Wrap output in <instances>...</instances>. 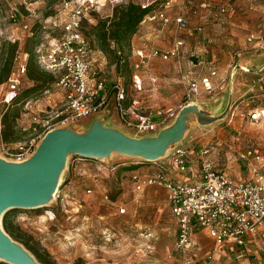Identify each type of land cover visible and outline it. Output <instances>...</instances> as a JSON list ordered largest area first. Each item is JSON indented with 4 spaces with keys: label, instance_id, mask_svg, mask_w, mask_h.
Instances as JSON below:
<instances>
[{
    "label": "rangeland",
    "instance_id": "obj_1",
    "mask_svg": "<svg viewBox=\"0 0 264 264\" xmlns=\"http://www.w3.org/2000/svg\"><path fill=\"white\" fill-rule=\"evenodd\" d=\"M59 1L0 0V31H3V34H0L1 75L5 73L6 63L13 54L12 45L6 36H20L21 45L27 49L32 48L36 40L42 39V42L47 44L58 37L53 31L46 30L50 25L53 26L60 21L61 13L46 16L55 9ZM162 1L164 0H158L154 4L158 7ZM198 1L200 0H185L184 3L180 1L186 5L188 24L179 28L171 23L164 27L154 40L155 45L162 47L170 45L169 34L184 41L181 51L183 59L175 62L161 58L152 59L151 67L156 73L158 83L156 81L148 90L138 94L141 97L143 94L145 97L149 96L150 101L143 104L154 113L160 111L157 113L160 116L157 120L160 122L162 119L174 117L180 108L187 104L185 96L187 83L184 84L183 78L179 76V69L188 68L189 61L194 63L198 59L213 58L216 67L217 61H221L223 57L236 59L238 50L241 49L239 46L243 45L239 36L243 35L242 38L249 42L246 37L250 30L257 31L264 38V8L255 4V1L218 0L226 5L224 11H219L217 4L212 9L199 10L201 8ZM99 3V7L94 11L99 16L109 15L112 11L109 0H99ZM178 3L176 2L174 6L177 7ZM27 6L31 9L30 14ZM13 7L17 8L20 22L28 24L27 28L10 21L8 15ZM200 20L204 21L201 32L196 29ZM157 28H160L157 23L139 24L129 43L122 46L121 51L126 62L119 64V70L115 67L117 55L109 42L102 44L99 35L97 33L93 35L94 44L105 57V62L100 63L101 59L95 55L96 60H92L93 68L100 70L97 75L104 78L107 89L118 80L130 90V76L136 74L135 76L141 78L139 75L141 71L136 70L132 73L128 60L133 58V47L152 45V37ZM251 50L256 54L260 52L258 48ZM202 62L198 67L199 72H193L195 77L201 76L200 71L203 72L205 65L201 66ZM29 66L38 68L34 58H30ZM235 76L236 74L233 78ZM226 77L225 75V79ZM238 77L241 76L238 74ZM29 84L31 80H28V77L26 79L25 75L23 89ZM4 87L5 82L0 85V99ZM129 92L131 93V90ZM206 94L208 95L206 98L210 97L212 102H216V99H213L215 98L213 91L210 90L193 96L191 100L199 99L196 104L213 114L221 113L228 103L223 106L224 101L216 102L215 105L208 101H200ZM61 95L62 91L50 87L48 91H44L43 88L37 89L8 106L0 101V141H2L1 115L7 107L9 121L18 134L17 139L7 142H14L30 133V129H23L31 124L29 117L23 113L25 98L36 100L37 109H50L61 103V100L52 102ZM243 98L231 100L226 113L220 118L206 122H199L196 117L192 119L178 145L187 150L193 149L195 153L203 147H208L210 157L212 154L219 157L224 152L227 160L241 163L239 153L247 145L252 142L264 143V127L252 123L247 113L264 99V94L258 89L252 94L244 95ZM219 104H222L221 107ZM232 110L233 113H230ZM89 123L86 116L54 125L52 128L67 127L81 136L90 134L83 130ZM131 130L134 129H128L126 133L136 137L152 134L149 131ZM0 158L14 161L3 156L1 152ZM133 159L143 160L144 157L117 151L99 157L67 153L65 162L56 174L54 187L44 198L34 201L31 206H15L17 211L11 214L13 222L19 225L29 238L31 237L38 251L51 264H154L153 262L163 259L166 251L163 243H171L170 255L173 258L178 257L173 249L176 220L165 195L154 186L141 190L134 188L129 174L131 169L124 168L128 166L125 162ZM241 168L247 175L248 169ZM120 207H124L123 212L119 211ZM9 208L11 207L2 211L0 224L2 214ZM3 262L5 260L0 259V264Z\"/></svg>",
    "mask_w": 264,
    "mask_h": 264
},
{
    "label": "built area",
    "instance_id": "obj_2",
    "mask_svg": "<svg viewBox=\"0 0 264 264\" xmlns=\"http://www.w3.org/2000/svg\"><path fill=\"white\" fill-rule=\"evenodd\" d=\"M125 0H109L111 6ZM264 3V0H262ZM149 3V2H146ZM171 0H164L163 7L155 9L144 19L158 21L162 24L175 22L182 24L186 18L181 14H172L165 10ZM99 0H62L61 19L57 23L61 26L58 37L47 44L41 42L35 49L36 62L39 68L52 74L51 87L63 90L61 103L50 109H37L36 100L27 99L24 103V114L30 119V133L14 142L0 141V152L6 158L21 161L30 156L43 135L54 125L68 123L80 117L97 113L109 102L113 96L114 106L119 119L127 127L137 131L155 130L161 122L154 118V112L146 109L143 105L132 101L127 106L126 89L124 85L116 80L107 89L104 78L97 76L92 70L89 62L91 43L89 38L82 32L83 19L89 18L91 11L99 7ZM216 4L208 2V9ZM28 14L30 8L27 6ZM219 11H224V6H218ZM9 19L14 24H20L27 28L26 22H20L17 8L13 7L9 12ZM143 19V20H144ZM204 21L200 20L197 25L202 30ZM3 34V31H0ZM10 42H17L13 53V68L6 79L5 87L0 101L7 105L19 93L23 84L27 65L28 53L21 47L20 36H6ZM250 40L251 37H248ZM109 45L118 56V61H126L122 51L115 45L114 40L109 39ZM183 41L176 39L172 46L162 50L152 47L149 52L143 48H136L135 58L132 60L134 69L141 68L148 57L158 56L168 60L179 55ZM211 73H215L214 70ZM136 75V74H135ZM134 75L133 87L142 89L141 78ZM95 77L93 82L91 78ZM224 78H222L223 80ZM264 84V71L259 77ZM151 82L156 78L150 76ZM185 90L186 103L193 96L200 94L202 87L211 89V83L207 76H189ZM46 89L45 91H48ZM252 121L264 118V104L254 108L249 113ZM210 149L203 147L196 151L200 158V178L195 181L172 180L163 169L149 174L134 172L130 174L132 184L136 190L143 189L146 185L156 184L166 189V197L170 210L177 224L174 251L182 258L184 264H205L204 259L196 258L191 253L192 235L197 227L206 230L215 244H223L232 240L239 249L229 248V255L238 260L243 255L242 247L252 240L248 237L257 238L256 251L264 256V170L259 164L261 158L260 146L256 143L248 145L240 157L245 160L250 175L245 178H234L221 169L215 167L211 157ZM171 162L184 171L188 168V150L182 146H174L171 152ZM119 211L123 212L124 207ZM7 262V261H6ZM10 263V262H8ZM7 264V263H2ZM12 264V263H10Z\"/></svg>",
    "mask_w": 264,
    "mask_h": 264
},
{
    "label": "crops",
    "instance_id": "obj_3",
    "mask_svg": "<svg viewBox=\"0 0 264 264\" xmlns=\"http://www.w3.org/2000/svg\"><path fill=\"white\" fill-rule=\"evenodd\" d=\"M157 1L158 0H146V2H157ZM174 1H176L177 3L179 2L178 3L179 5L177 7L174 6V4L176 3ZM180 1L183 2L185 0H180ZM180 1L179 0L178 1L177 0H171L170 5L164 7L167 12L175 14V15L181 14L186 18V21L182 24H177L175 22H171V23L175 24L176 26H179V28L185 27L188 24V18L186 15V11H187L186 5L183 4L184 2L181 3ZM253 1L256 2L255 4H258L260 7L264 8V3L262 0H253ZM208 2H214L218 6H226L224 4V2H220L218 0H200V1H198L199 7L201 8L199 10L208 9V7H207ZM163 3H164V1H162L161 5H159L156 9L163 7L164 6ZM144 22L157 23V24H159L160 28H157V31H155L153 34L152 41H151L152 45H150L149 47L137 46V47L132 48L133 58L131 60H128L129 61V67L131 68L132 73H135L134 71H136V70L138 72L141 71L139 75L141 76L142 89L137 90L133 87L132 83H133L134 75H133V77L130 76V78H131V86H130L131 93L129 92L130 90H128V88L123 84L125 89H126V99L124 100V103L126 106L128 104H130L132 101H134L135 103L141 104L145 107V105H144V104H146L145 102L150 101L149 100L150 98H148L149 96L145 97V94H143L141 97L138 94H141L143 91L148 90L151 87V85L155 84L156 81L158 83V80H157L158 78L156 76V73L152 69L151 64H152V59L154 60L155 58H160V57L150 56V57H148L147 61L145 62V64L141 68L134 69L131 64H132V60L135 58V55H134L135 49L136 48H143L146 52H149V50L152 47H156V48L165 50V49L169 48L170 46H172V44L174 43V41L176 39H181V38H177V37H172L171 36L172 34H169L170 35L169 39H171V40H169L170 45H168L167 47L157 46L154 44V40L157 39L159 33H161L163 28L166 26H169L171 23L164 25L161 22L149 21L147 19L146 20L144 19L142 21V23H144ZM196 24H197V22H196ZM196 29H197V27H196ZM199 32H201V31H199ZM247 34L248 35L246 38L249 42H246V40L242 38V37H244L243 35L240 34L241 36H239V39H241L242 43H243V45L239 46V47L243 50H241V49L238 50L239 53L237 54L236 59H231V58L225 59L223 57L221 59V61H217V67L214 63L215 59H213V58H210V59L204 58L203 60L198 59L194 63L192 61H189L190 64H188V66H187L188 68L179 69V76H181V78H183L182 81L184 82V84H186L189 76H194L193 72H195V73L199 72L198 67L200 65V62L203 61L201 66L205 65V67L203 69V72L200 71L199 75L207 76L209 78L210 83H211L210 91H213V97L215 96V98H213V99H216V102H219V103H221V101L222 102L224 101L223 106H225L229 100H230V102H231V100L235 101L236 99L243 100L244 95H246L248 93L252 94V92H254L255 90H258V89L262 90V94H264V84L259 79L260 75L264 71V38L260 33H258L255 30H250L249 33H247ZM248 37H251V39L249 40ZM91 42H93V43L91 44L90 52H89L90 67L92 70H95L96 73L98 74L100 70L93 68L94 66H93L92 60H94V61L96 60V57H95V55H96L99 60L101 59L100 63H102V62H105V57H104L102 51L99 48H97L96 45H94V40ZM202 42H203V40H202ZM250 42H251V44H250ZM183 44H184V41H183ZM182 47H181L179 55L175 58L168 59V61L171 60V61L175 62V61H179V60L183 59V56L181 54ZM203 48H205V47H203ZM251 48H256V50L258 48L260 50V52H258L256 54L255 52H252ZM224 60H226V61H224ZM119 64H121V63L118 61V56H117V60L115 62V65H116L115 67L117 69L120 67ZM212 70H214L215 73H211ZM235 74H236V76L233 78V76ZM238 74H239V76H241L240 78L238 77ZM225 75L227 76L226 77L227 79H225ZM97 76H99V75H97ZM150 76H154L156 78V81L151 82ZM222 78H224L225 80L224 79L222 80ZM93 80H95V77L91 78L92 82H93ZM1 84H3V83H1ZM57 89L62 91V94H63L62 89H59V88H57ZM202 91L205 92L207 90L203 89V87H202ZM205 96H208V95L207 94L203 95V97L200 99V101H206V102L208 101L212 105L216 104V102L215 103L212 102V99H210V97L206 98ZM62 98H63V95H61V97H59V98H54L52 102H58V101L62 100ZM196 101L199 102V99ZM196 101L191 100L189 103H196ZM263 104H264V99L262 101H260V103L256 104L252 108H250L247 112L248 118H249V113L251 112V110H253L254 108L260 107ZM221 105L219 104V107H221ZM233 110L230 111V113H233ZM159 112L160 111L157 110L154 113L153 116L155 119L160 117L157 114ZM230 113H228V114H230ZM175 116L163 120L155 130H152L149 132H151L152 134H156L161 128H163V127L167 126L168 124H170L171 122H173V120L175 119ZM84 117H86V116H84ZM87 117H88L89 122H91L95 118H102L104 120L105 124L110 125L114 128L123 130L125 132H128V129L129 130L133 129V128L127 127L119 119L118 113H117L115 106H114L113 96H110L108 104L103 109H101L97 113L91 114V116L89 115ZM249 120H250V118H249ZM250 121L252 123L256 124L257 126H260V127L263 126L264 127V118H262L258 121H252V120H250ZM134 130L133 131L131 130V131L134 132ZM178 143L179 142H177L174 146H177ZM253 143H255V142H252L251 144H253ZM256 144H258L260 146L261 158H260L259 164H261L262 169L264 170V143L256 142ZM172 150H173V147L168 148L161 156H159L158 158H156L154 160L133 159V160H130L128 162H125V163H128L126 165H133L134 166L133 168H130L131 171L129 172V174L134 173V172H141L142 174H149V173L155 172L159 169H163L165 171L166 175L169 178H171L172 180L195 181V180L199 179L200 173H201L200 172L201 171V169H200V158L194 152V150L193 149L188 150V161H187L188 168H187V170H184V171L179 170L178 167L171 162L170 156H171ZM243 150L239 153V158H240L241 163H236V162H233L229 159L227 160V158H225L224 152H222V155L219 157L218 156L216 157V156H214V154L211 153L212 154L211 159H213L212 161H213L216 168H218L220 166L218 169L223 170L224 172H226L231 177L245 178V177H248L250 175V172H249V168H248L245 160L240 157ZM226 155L228 156L227 152H226ZM209 156H210V154H209ZM241 167H244L246 170L248 169L247 175H246V172L244 173V171L241 170L242 169ZM153 186L156 188H159L164 193L165 199L167 201L166 189L164 187L156 185V184H150V185H146L144 188H150ZM167 204L169 206L168 201H167ZM169 209H170V206H169ZM176 231H177V227H176ZM176 231L174 233L175 236H176ZM175 236H174V238H175ZM252 239L254 240L253 243L250 244V242H249L245 245V247L244 246L242 247V249H243L242 257L239 258L238 260H235L232 256L229 255L228 249L229 248L239 249V247L237 246L236 243H234L232 240H227L223 244L217 245V244H215L214 240L208 235V233L206 232L205 229H203L201 227H197L195 229L193 235H192L191 253L196 258L204 259L205 264H264V256L259 254L255 249V246H256V244H258L259 240L257 238H252L251 236L248 237V240H252ZM162 245L164 246V249L166 250L165 253L163 254L164 255L162 257L163 259H160V261L156 260L157 262H153L154 264H184L182 258L179 255H178V257L176 256L174 258L170 255L171 254L170 250L172 249L171 243L170 244L169 243H163Z\"/></svg>",
    "mask_w": 264,
    "mask_h": 264
},
{
    "label": "water",
    "instance_id": "obj_4",
    "mask_svg": "<svg viewBox=\"0 0 264 264\" xmlns=\"http://www.w3.org/2000/svg\"><path fill=\"white\" fill-rule=\"evenodd\" d=\"M229 104L230 100L221 113L213 114L196 103H187L180 108L173 122L156 134L141 137L107 125L102 118H95L83 129L90 132L88 135L80 136L67 127L52 128L27 158L21 161L0 158V216L5 208L31 206L34 201L44 198L54 187L56 174L67 153L99 157L117 151L154 160L174 147L192 119L196 117L199 122H206L220 118ZM0 259L12 264H43L6 233L1 224Z\"/></svg>",
    "mask_w": 264,
    "mask_h": 264
},
{
    "label": "trees",
    "instance_id": "obj_5",
    "mask_svg": "<svg viewBox=\"0 0 264 264\" xmlns=\"http://www.w3.org/2000/svg\"><path fill=\"white\" fill-rule=\"evenodd\" d=\"M61 1L56 5L55 9L48 13L46 17L50 15H55L61 9ZM156 4L154 2H140L139 0H125L123 2L114 4L112 6V11L109 15L99 16L97 12L91 11L89 18L83 19L82 21V32L89 38L90 43L92 44L94 40L93 35L96 33L99 35V39L101 43L104 44L109 39L114 40L115 45L118 49H122L124 44L129 43L130 37L136 32L140 23H142L143 19L152 11L156 9ZM47 18H45L46 20ZM46 31H53L55 36H58L61 31V26L59 24L50 25V28ZM42 42L35 41L32 48L27 49L25 46L21 45L22 49L28 53V65L26 70V79L31 80V84L28 87L23 89V84L17 96L6 106L13 104L18 101L21 97H26L33 91L37 89H44V91L51 87V83L53 81V76L50 73H46L41 70L36 62L35 57V49ZM12 45V50L14 53L15 48L17 47V42H10ZM21 44V42H20ZM95 45V44H94ZM114 50V49H113ZM13 54L11 58L6 63L5 73L3 75L0 74V84L6 81L8 76L11 73L13 68ZM30 58H34L37 69L29 66ZM126 62V61H125ZM45 72V73H44ZM24 82V81H23ZM27 99L25 98L24 103ZM8 107L4 110L1 115V138L3 141L14 140L17 139L18 134L13 129L12 124L9 121V111H7ZM24 112V109H23ZM15 115V114H14ZM133 165L125 166L124 168L130 169L133 168ZM16 207H11L7 209L1 217V224L6 233H8L14 240L19 241L26 249H28L38 261L43 264H51L49 260H47L44 256H42L41 252L38 251L35 243L32 241L31 237L29 238L25 231H23L19 225H16L13 222L11 214L16 210ZM10 264L8 262H3ZM79 264V263H76Z\"/></svg>",
    "mask_w": 264,
    "mask_h": 264
}]
</instances>
